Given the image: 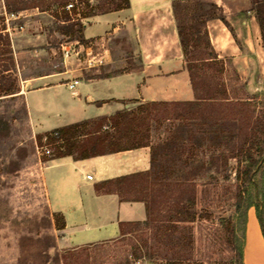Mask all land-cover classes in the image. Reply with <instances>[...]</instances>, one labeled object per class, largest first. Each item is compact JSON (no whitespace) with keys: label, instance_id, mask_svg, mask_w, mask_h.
Here are the masks:
<instances>
[{"label":"rangeland","instance_id":"1","mask_svg":"<svg viewBox=\"0 0 264 264\" xmlns=\"http://www.w3.org/2000/svg\"><path fill=\"white\" fill-rule=\"evenodd\" d=\"M70 2L80 4V13L85 11L87 0H0V72L12 68L10 40L26 33L27 28H32L30 18H11V14L19 13L16 11L21 8H37L43 13L39 18L42 31L29 30L32 34L40 33L46 41L43 45L45 52L40 53L38 58L28 53L22 54L29 69L28 74H34L39 69H61L60 45L73 40V30H78L73 28V25L82 22L81 17L65 16L62 8ZM174 3H179L176 9L179 24H191L195 26L194 30L200 32L198 50H195L191 57H199L205 49L207 38L200 25L205 19L208 20L207 23L211 21L220 24L221 28L225 27V32L229 33H226L228 41H233L241 53L237 60L223 54L222 58L217 57L223 64L222 74L206 73L205 84H209L211 89L215 86L218 89L224 88L230 100L213 105L221 107H217L216 113L211 119H207L206 126H201V123L196 121L170 120L155 127L154 139L156 143L157 140L161 141L160 145L170 142L176 130L183 138L188 136L190 131L194 142H200L199 160L203 164L185 166L187 142L184 145L176 144V150H180L178 154L169 151V147H164L167 154L164 152L159 158L160 168L164 170L161 177L168 181V184L193 180L196 185V206L191 210L196 217L195 222L189 225L192 228V261L188 264H238L235 250L242 246L243 227L249 209L255 212V209L248 208V205L258 202L259 190L264 186V162L254 173V185L247 186V191L242 195V203L236 207L238 193L242 187L241 173L246 167L248 146L243 144L242 138L239 139L238 124L223 116V108L239 106L237 104L242 103L237 102L248 101L246 104L254 106L255 115L264 117V53L259 28L256 26L255 33L251 26V15H255L256 7L252 0H173L172 9ZM88 5L96 7L98 1L90 0ZM247 11H250L251 15ZM207 23L206 32L211 45L210 38L213 34L209 36V32L213 29L208 31ZM255 24L257 25L256 18ZM75 37L79 35H74ZM245 42L250 44L251 49H247ZM211 47L213 49L212 45ZM215 54L217 56V53ZM242 57H245V63L239 61ZM1 79H4L2 87L12 85L16 88L17 79L12 73L0 76V82ZM203 89L205 87L200 83L199 90L203 92ZM59 98L66 103L70 97L62 88ZM216 118L220 121L214 125L212 119ZM57 123L59 121L46 122L40 129H51ZM214 131L218 134L213 133ZM36 137L27 123L22 100L1 99L0 264H66L64 257H71L69 253H72L73 257V250L78 249L69 247V241L64 238L61 230H58L59 223L46 202L41 168L52 155L46 157L43 154L45 139L42 138L39 143ZM48 149L53 151L52 147L48 146ZM251 153L254 159L260 156L257 149H253ZM176 198V190H171L168 198H165L166 202L161 205L162 215L157 216V219H165L174 214L176 205L171 202ZM227 217H231L235 225V239L231 245L226 242L225 231L220 224V220ZM154 224L152 221L148 227H142V231L137 235L79 248L87 247L86 253L90 257L88 264H165L149 259L140 241L144 234L152 233ZM181 234L183 232H174L176 237ZM173 243L174 241L164 243L163 250L172 251ZM148 246L149 250H152L150 243ZM81 254L83 252L79 255ZM139 254L144 257L137 259L136 255ZM169 254L172 255L173 251ZM81 262L82 258L78 264Z\"/></svg>","mask_w":264,"mask_h":264},{"label":"crops","instance_id":"2","mask_svg":"<svg viewBox=\"0 0 264 264\" xmlns=\"http://www.w3.org/2000/svg\"><path fill=\"white\" fill-rule=\"evenodd\" d=\"M172 1L128 0L124 9L82 18L81 41L101 64L84 68L74 59L60 58L61 69H39L34 74H28L22 54L38 58L45 52L43 36L31 33L42 31L39 18L43 13L37 8L19 12L20 18H30L32 28L10 40L12 68L1 75L12 73L16 77L17 93L0 100L20 98L36 136L80 124L99 125L96 135H103L110 117L141 104L193 102ZM251 26L257 33L255 15H251ZM211 28L210 41L217 57L223 54L237 60L241 51L228 41L225 27L210 21L207 30ZM245 46L251 49L248 42ZM244 58L239 61L245 63ZM73 80L78 84L70 91L67 85ZM62 88L70 97L66 103L59 100ZM58 121L51 129H40L46 122ZM155 127L152 125L147 147L85 159H76L75 153L44 163L41 177L45 199L54 217L62 218L61 233L70 248L116 240L120 238L119 224L146 220L144 203L121 201L116 190L120 178L151 174L153 163L166 152L165 142H155ZM241 264H264V238L251 209L243 227Z\"/></svg>","mask_w":264,"mask_h":264},{"label":"trees","instance_id":"3","mask_svg":"<svg viewBox=\"0 0 264 264\" xmlns=\"http://www.w3.org/2000/svg\"><path fill=\"white\" fill-rule=\"evenodd\" d=\"M89 1L90 0H87L85 11L80 13L81 18L100 13L118 11L126 8L129 4L128 0H97L98 5L96 7H90V5H88ZM252 1L256 7L254 14L259 27L264 53V0ZM65 6L66 4L63 6L62 11L66 14L65 16H69V14L64 11ZM178 6L179 3L173 4V14L175 22L177 23V34L193 90L194 101L190 103L141 104L132 111L117 113L110 117L103 135H96L100 128L99 125L97 126L96 124L92 126H88L87 124L72 125L42 134L41 136L39 135L36 137L39 143H41L42 138L45 137L48 141V145L53 148V151H56L48 161L73 156L75 153L76 159H85L95 155L112 154L147 147L150 144L152 125L162 126V123L174 120L180 122L196 121L201 123V126H206L207 119H211L210 117L216 113L217 107H221L213 105L220 102H230L224 88L218 89L215 86L211 89L208 86L209 84H205L204 82L207 72H214L216 75H219L223 73L224 69L222 62L217 58L207 37L206 23L208 20L205 19L200 22L204 30L205 38H207L205 49L199 57H191V54L194 53L195 50H198V36L200 32L199 30H194L195 26L191 24H179V16L176 10ZM23 10L25 9L21 8L16 12ZM73 28H78V30H73V40L82 42V25L76 24L73 25ZM74 35H79V37L74 38ZM11 60L12 57L10 58V61ZM2 72H0V76H2ZM2 81H4V79H1L0 82V97L17 93V89L12 85L7 88L2 87ZM200 83L205 87L203 92L199 90ZM237 103L242 104L223 108V116L238 124L239 139L241 140L242 138L244 141L243 144L248 146L246 152V167L241 173L243 178L240 179L242 183L241 190L243 192L241 190L239 191L235 204L236 207H239L244 199L242 195L247 191V186L254 185L253 178L257 167H261L264 162V117L256 116L254 106H247L249 105L246 104L249 103L248 101ZM219 121V118L212 119L214 125L219 124ZM177 132L176 130L170 142L165 144V147H169L168 150L172 151V153L178 154L180 150H176V144L184 145L185 142H187L188 145L185 149V166L191 167L192 164L203 166L199 160L200 142H194V137H192L190 131L189 135L184 138ZM213 133H215V131ZM215 134H218V132ZM78 138H81L82 141ZM253 149H257L260 152V156L257 159H254L251 153ZM165 154L167 153L165 152ZM153 165L155 166L151 174H136L117 180V182L120 183L116 190L119 199L125 202H143L146 209L145 222L119 224L120 238L124 239L131 235H137L142 231V227H148L153 221L155 224L152 233L150 235H147V233L144 234L143 239L140 240L142 247L145 249L146 256H148L149 259L159 260L165 264H188L192 261L191 249L193 240L191 237L192 228L189 225L195 222L196 217L195 213L191 212L196 206V185L193 180L168 184V181L161 177V173L164 170L162 171L160 168L159 160H156ZM171 190H176L177 198L173 199L171 202L176 205V211L172 216L165 217V219H157V216L161 217L162 215L160 209L161 205L166 202L165 198H168ZM259 192L260 196H258V202L249 204L248 208L255 209V214L264 238V186ZM54 218L59 223L58 230H62L64 228L62 218L59 216H55ZM220 224L225 231L226 242L231 245L235 239V225L232 218H222ZM174 232H183V234L176 237ZM172 241H174V243L172 245L170 244L173 251L171 255L169 253H172V251H168V249L163 250L162 246L164 243H171ZM148 242L151 244L152 250H149L150 246H148ZM138 248H140V245ZM149 251H151V254L148 253ZM235 251L238 264H241L242 246ZM79 252H83V254L79 255ZM86 252L87 247L75 249L73 250V257L72 253H69L71 257H64L63 260L66 264H71L73 259V264H78L79 260L82 258L80 264H88L90 257ZM141 257H144V255H136L137 259Z\"/></svg>","mask_w":264,"mask_h":264},{"label":"built area","instance_id":"4","mask_svg":"<svg viewBox=\"0 0 264 264\" xmlns=\"http://www.w3.org/2000/svg\"><path fill=\"white\" fill-rule=\"evenodd\" d=\"M78 5L80 4L78 3L74 4L70 2L64 7V11L67 12L70 17L74 16L79 18L81 9ZM11 18L14 20L19 19L20 13L11 14ZM60 52H61V57L64 61L74 59L75 61L78 62V64L84 65V68H91L101 64V60L93 56L92 52L89 51V48L85 45V43L80 41L72 40L64 44H61ZM77 84L78 81L73 80L71 83L67 85V88L70 91H72L73 88L77 86ZM44 139H45L46 147H44L43 149V154L46 157H49L50 155H52V150L48 149V146L50 147V145H48V141L45 137ZM86 179L89 181L92 180L91 176H87Z\"/></svg>","mask_w":264,"mask_h":264}]
</instances>
